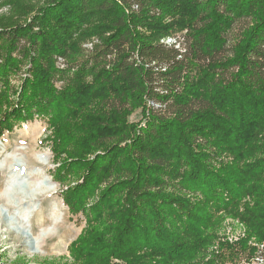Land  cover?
<instances>
[{"label": "trees", "instance_id": "obj_1", "mask_svg": "<svg viewBox=\"0 0 264 264\" xmlns=\"http://www.w3.org/2000/svg\"><path fill=\"white\" fill-rule=\"evenodd\" d=\"M25 13L0 25V135L33 119L50 131L51 179L84 221L55 264H216L202 260L219 211L244 222L239 248L264 242V0Z\"/></svg>", "mask_w": 264, "mask_h": 264}, {"label": "rangeland", "instance_id": "obj_2", "mask_svg": "<svg viewBox=\"0 0 264 264\" xmlns=\"http://www.w3.org/2000/svg\"><path fill=\"white\" fill-rule=\"evenodd\" d=\"M43 2L44 0H0V25L24 19L27 14L25 12L41 5ZM239 25L237 22L230 31L228 35L229 42ZM175 40L181 42L183 38L176 35L175 39L169 38L167 42H174ZM90 44L91 42H87V45L90 46ZM181 44L179 46H183ZM155 108L161 111L164 109L165 111L164 106L160 103H156ZM140 117L141 114L138 109L129 116V119L137 121ZM48 133L50 131L46 129L44 120L33 119L15 126L10 132L4 131L0 135V160L5 157L7 159L6 164L0 168V264H55L56 262H62L68 259V244L77 237L84 225L81 214L72 215L68 212L59 195V183L51 179L50 171L55 164L52 161L49 144L43 139ZM12 152L20 157L24 168H33L40 165L35 154L47 153L49 160L44 166V170L50 181L55 183L53 185L54 190L41 194L33 193L29 184L32 175L27 174L25 178L24 176L19 178L13 191L1 194L9 173L8 163L14 162L12 157L8 155ZM247 199L245 198L243 201ZM30 201L38 203V210L32 216L31 223H29V226L32 225L34 233H37L42 222H46L49 210L53 207L52 204L58 203L63 217L62 221L55 225V229L42 238L39 247L36 249L26 245L22 234L23 230H19L22 233H17L14 229L7 227V224L12 221L8 218L9 215L15 216L14 209L21 205L25 206ZM38 212H42L41 220L37 215ZM218 214L222 216V220L216 229V241L208 246L203 254L202 261L205 262L211 259L216 264H264V242H258L253 237L248 238L246 248L242 250L239 248V242L247 237L244 222L239 217L228 215L224 211H219ZM221 243L234 247L237 254L229 255V249L220 247ZM251 248H253V251ZM218 254L221 255L219 258L216 257Z\"/></svg>", "mask_w": 264, "mask_h": 264}, {"label": "bare ground", "instance_id": "obj_3", "mask_svg": "<svg viewBox=\"0 0 264 264\" xmlns=\"http://www.w3.org/2000/svg\"><path fill=\"white\" fill-rule=\"evenodd\" d=\"M8 155L12 157L14 162L8 163L9 173L7 174L8 176L4 188L1 191V194H4L9 191H13L16 187L17 181H19V178H21V176L22 177L24 176L25 178L27 174L29 176L32 175L29 184H30V189L33 193L41 194L54 190L53 185H55V183L50 181V178L45 174V170H44V166L48 163L49 160V156L47 155V153L35 154L37 161L40 163V165H36L33 168H24L22 166L23 163L21 162L20 157H17L15 152H12L11 154ZM2 159L3 160H0V168L4 166V164H6L7 162L6 157ZM37 204L38 203L30 201L25 206L22 205L18 206V208L14 209L15 216L9 215L8 218L10 219V221L11 220L12 221L11 223L7 224L8 228L14 229V231L17 233L21 232L19 230H23V233L22 232L21 233L24 235V241L26 245L31 247L32 249L38 248L42 241V238L46 236L48 232H52L55 229V225L61 222L63 219L58 207V203H54L52 204L53 205L52 209L49 210L46 222H42V224H40L41 223L40 222L39 230L37 231V233H34L32 225L29 226V223H31L30 220L32 216L38 210ZM37 215L39 217V220H41L40 218H42V212H38Z\"/></svg>", "mask_w": 264, "mask_h": 264}]
</instances>
